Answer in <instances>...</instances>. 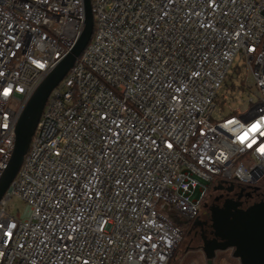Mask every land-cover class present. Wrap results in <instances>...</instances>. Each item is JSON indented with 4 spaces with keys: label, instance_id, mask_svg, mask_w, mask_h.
<instances>
[{
    "label": "built area",
    "instance_id": "obj_1",
    "mask_svg": "<svg viewBox=\"0 0 264 264\" xmlns=\"http://www.w3.org/2000/svg\"><path fill=\"white\" fill-rule=\"evenodd\" d=\"M91 7V40L0 200V264H169L175 218L193 220L211 185L263 189L264 0ZM84 27V0H0V177L21 113Z\"/></svg>",
    "mask_w": 264,
    "mask_h": 264
},
{
    "label": "water",
    "instance_id": "obj_2",
    "mask_svg": "<svg viewBox=\"0 0 264 264\" xmlns=\"http://www.w3.org/2000/svg\"><path fill=\"white\" fill-rule=\"evenodd\" d=\"M85 27L71 49L35 91L16 125L14 150L9 164L0 177V200L18 174L45 103L52 90L63 80L91 40L94 30L91 0H84ZM212 228L219 239L203 238L207 264H213L218 251L233 250L241 264H264V202L248 210L227 208L212 211Z\"/></svg>",
    "mask_w": 264,
    "mask_h": 264
},
{
    "label": "rangeland",
    "instance_id": "obj_3",
    "mask_svg": "<svg viewBox=\"0 0 264 264\" xmlns=\"http://www.w3.org/2000/svg\"><path fill=\"white\" fill-rule=\"evenodd\" d=\"M240 65H238V60L235 62L233 66L234 69ZM231 72L234 75L233 82L238 85L241 79H237V77L241 76L239 73ZM244 77V75H243ZM230 84L232 80L230 79ZM225 93V91H224ZM242 97V101L232 103L230 106L233 110L242 109L245 110L246 106L243 101L248 100V96L246 94H238L237 99ZM229 114V108L227 106L224 107L223 111L221 109V105L218 106V109L214 113V119H220L222 117H226ZM259 186L264 189V179L259 182ZM211 191V190H210ZM208 192V197L204 199L205 202L211 203L212 197L210 195L211 192ZM27 210V204L20 198L14 197L9 201V211L15 217H21ZM194 220L189 219L185 216H177L175 218V224L182 231V241L179 247L175 250L169 264H207V260L205 255L199 246H202L201 240H197L195 238V229H194ZM213 264H240V262L233 257V251H223L217 254V257L214 259Z\"/></svg>",
    "mask_w": 264,
    "mask_h": 264
},
{
    "label": "flooded vegetation",
    "instance_id": "obj_4",
    "mask_svg": "<svg viewBox=\"0 0 264 264\" xmlns=\"http://www.w3.org/2000/svg\"><path fill=\"white\" fill-rule=\"evenodd\" d=\"M209 191L212 197L211 203L203 202L199 213L193 219L195 221L194 229L196 230L195 238L201 240L202 246H199V248H201L202 251L204 237L207 240L219 239L215 236V231L212 228V211H219L227 208L232 211L248 210L254 205L264 202V189L258 187H243L237 183H217L211 185L208 189V192ZM206 197H208V193ZM219 252L220 251L216 253V257ZM237 260L240 262L239 259Z\"/></svg>",
    "mask_w": 264,
    "mask_h": 264
},
{
    "label": "snow or ice",
    "instance_id": "obj_5",
    "mask_svg": "<svg viewBox=\"0 0 264 264\" xmlns=\"http://www.w3.org/2000/svg\"><path fill=\"white\" fill-rule=\"evenodd\" d=\"M4 94H5V95H8V91L5 90ZM169 147H171V145H169Z\"/></svg>",
    "mask_w": 264,
    "mask_h": 264
},
{
    "label": "trees",
    "instance_id": "obj_6",
    "mask_svg": "<svg viewBox=\"0 0 264 264\" xmlns=\"http://www.w3.org/2000/svg\"><path fill=\"white\" fill-rule=\"evenodd\" d=\"M236 69V68H235ZM238 69H240V68H238Z\"/></svg>",
    "mask_w": 264,
    "mask_h": 264
}]
</instances>
